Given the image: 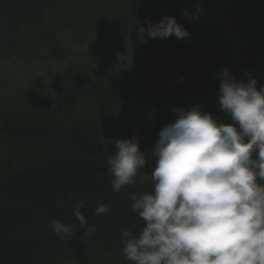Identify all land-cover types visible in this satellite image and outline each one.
Wrapping results in <instances>:
<instances>
[{"label":"trees","instance_id":"1","mask_svg":"<svg viewBox=\"0 0 264 264\" xmlns=\"http://www.w3.org/2000/svg\"><path fill=\"white\" fill-rule=\"evenodd\" d=\"M201 6L221 11L186 39L149 38L151 49L114 74L96 75L76 59L81 49L140 39L141 26L184 9L196 15ZM7 60L19 68L66 65L52 70L53 85L36 77L0 97V264H132L121 232L144 226L131 194L154 191L151 151L160 129L178 107L233 123L218 100L224 68L264 85V0H0L1 89L11 85L1 66ZM133 135L146 164L116 192L106 161L115 139ZM76 201L84 227L72 213ZM98 205L111 210L97 215ZM53 218L74 225L73 235L55 234ZM88 226L95 232L86 234Z\"/></svg>","mask_w":264,"mask_h":264},{"label":"clouds","instance_id":"2","mask_svg":"<svg viewBox=\"0 0 264 264\" xmlns=\"http://www.w3.org/2000/svg\"><path fill=\"white\" fill-rule=\"evenodd\" d=\"M173 35H190L175 17L138 29L143 42ZM218 75L220 109L233 123L199 106L178 107L175 121L160 129L151 151L154 191L131 194L132 211L144 226L138 234L121 232L122 252L132 264H264V184L258 183L264 181V85L258 87L252 73L247 80L228 68ZM114 145L106 165L119 192L134 183L146 159L137 135ZM83 206L76 201L72 209L81 227L87 225ZM110 210L98 205L95 213ZM50 226L62 239L74 233V225L55 218ZM93 232L88 226L86 234Z\"/></svg>","mask_w":264,"mask_h":264},{"label":"rangeland","instance_id":"3","mask_svg":"<svg viewBox=\"0 0 264 264\" xmlns=\"http://www.w3.org/2000/svg\"><path fill=\"white\" fill-rule=\"evenodd\" d=\"M218 11H221V8H214V9H207L204 6H201L199 9V13H197L198 18H193L194 15L188 14L185 15L180 12L176 13H166L163 17H175L176 21L183 25L189 32L195 28V26L199 24H206L210 20L214 18V15L217 14ZM147 36V33L145 34ZM151 39V38H150ZM146 42L141 41V39H134L129 42H121L117 44H113L112 42H107V45H97L92 48L86 47L78 51L77 60L84 61L85 63H89L90 66L94 69L95 74H100L102 76L114 74L120 68L129 67L132 63V58L136 55H141L140 52H148L151 49V45L148 41ZM65 61H62L58 64H62ZM83 64V62H80ZM55 62L47 65V67H42V65H33V64H26L24 62L20 63V68L12 64L10 61H5L1 64L2 70L5 71V79L7 81H11V85L7 84L4 88H0V97L6 98L10 94L13 95L15 93L14 84L18 83V86H22L30 79L36 77H43L44 81L53 85L55 83V73L52 70H58L63 66H55L58 65ZM62 71V70H61ZM60 71V72H61ZM59 72V73H60ZM58 73H56L57 75ZM96 74V75H97ZM81 110L84 109V105L79 106ZM64 264H74L70 262H66Z\"/></svg>","mask_w":264,"mask_h":264}]
</instances>
